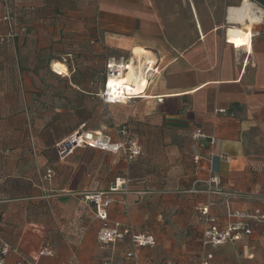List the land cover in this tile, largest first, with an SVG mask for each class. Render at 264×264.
<instances>
[{
    "label": "crops",
    "instance_id": "0c3cea01",
    "mask_svg": "<svg viewBox=\"0 0 264 264\" xmlns=\"http://www.w3.org/2000/svg\"><path fill=\"white\" fill-rule=\"evenodd\" d=\"M5 10L16 31L27 28L15 38L0 29V238L17 251L4 264H19V255L37 264H201L207 254L214 264H264V223L251 221L241 242L203 248L196 211L213 204L220 225L228 211L264 213V8L252 0L226 3L220 14L212 0H0ZM120 57L146 87L131 106L106 107L105 59ZM111 122L138 136L136 161L65 144L81 126L104 132ZM196 128L215 143L193 141ZM211 151L230 162L209 160ZM215 174L220 192H207ZM116 180L109 224L154 235L153 248L127 238L99 244L102 222L84 195L107 193ZM45 244L50 257L39 256Z\"/></svg>",
    "mask_w": 264,
    "mask_h": 264
},
{
    "label": "built area",
    "instance_id": "2783aa9c",
    "mask_svg": "<svg viewBox=\"0 0 264 264\" xmlns=\"http://www.w3.org/2000/svg\"><path fill=\"white\" fill-rule=\"evenodd\" d=\"M6 1V0H4ZM33 8V7H30ZM2 25H5L8 29L7 38H15V36L25 35L26 26H21L17 31L14 29V21L8 11H5L0 15V29ZM4 39L0 35V42ZM130 62L123 58H108L104 65V83L102 86V91L99 93V98L101 104L108 107L110 105H120L127 104L131 101L130 97L121 98L118 97V92L122 89L125 93L128 92L123 86L118 88L115 84L111 86L109 81L116 80L119 81L122 76H125L128 71V66ZM146 73V72H145ZM125 89V90H124ZM130 96V95H127ZM226 110H217V114L225 113ZM115 128V127H114ZM192 140L207 142L208 145H213L215 143L214 136H207L202 130L196 128L192 134ZM65 144L73 148L77 147H87L94 148L103 152H109L114 155L122 156L127 162H134L142 156V147L139 138L136 134H133L128 130L126 126L115 128L113 134L103 133L101 131H87L84 130V126H81L76 133L69 136ZM209 160L212 158L219 159L222 162H230V158L225 154H215L213 151L209 152ZM194 163L200 161L199 157H195ZM51 170L46 173V178L51 176ZM220 185V178L217 174L210 177L208 181L205 182L207 192L212 190L218 191ZM120 186L116 180L115 186L109 188L107 193L93 192L84 195V201L89 202L96 208V217L102 222V227L97 233V239L101 246H107L118 240H123L127 238L133 247L138 248H153L155 245L154 235L147 233H137L131 224H121L113 223L109 224L107 220V209L108 206L113 202L112 196L110 195ZM213 204L205 203L204 205L198 207L197 218L203 225L200 237L201 247H217L229 244H235L241 242L252 235L253 232L250 230L249 223L251 221H259L264 223V213L252 215L245 211H228L226 218L227 222L224 225H220L217 219L210 214V208ZM9 251L17 252L15 249H10L9 245L5 243L0 238V264H4L5 257ZM52 252L49 249V245L45 244L43 248L39 251V256L50 257ZM127 258H136L134 253H127ZM212 256L207 254L202 257L201 264H214L211 263ZM19 264H37L31 262L25 256L19 255Z\"/></svg>",
    "mask_w": 264,
    "mask_h": 264
},
{
    "label": "bare ground",
    "instance_id": "6f19581e",
    "mask_svg": "<svg viewBox=\"0 0 264 264\" xmlns=\"http://www.w3.org/2000/svg\"><path fill=\"white\" fill-rule=\"evenodd\" d=\"M238 31L239 30H237V32ZM240 34H242L241 38H240L241 40L242 39H243V41L249 40L250 34L243 35V32ZM59 64L60 63L54 64L53 69H55V71L60 74V73H63L65 70H64V67L61 64L60 65ZM125 74L126 75L122 76V78H120L119 81L116 82V80H111V81H109V84L111 86H113V84H115L117 86V89L122 88V84H123V86L127 89L128 92L125 93L122 89H120V91L117 93L118 97L119 96L121 98L130 97V99H133V97L135 95L139 94L142 91L144 84H145L144 88L146 87L147 79L145 78V76L139 77V75H137V76L133 75L132 67L130 65L128 66V71ZM127 95H130V96H127Z\"/></svg>",
    "mask_w": 264,
    "mask_h": 264
},
{
    "label": "rangeland",
    "instance_id": "374dc122",
    "mask_svg": "<svg viewBox=\"0 0 264 264\" xmlns=\"http://www.w3.org/2000/svg\"><path fill=\"white\" fill-rule=\"evenodd\" d=\"M238 2V0H212V8H213V12H215V13H218V14H220V11L223 9V7L226 5V3H228V5L229 4H232V5H235V3H237ZM5 11H8V13H10V11L9 10H5ZM4 11V12H5ZM11 17H12V15H11ZM0 35H1V33H0ZM2 37V36H1ZM51 79H54L53 77L51 78ZM63 84V81H61L60 80V82H58L57 83V86H60V85H62ZM121 105H123V106H131L132 104H129V102L126 104V105H124V104H121ZM107 111H108V113L109 114H113V113H110V110L109 109H107ZM113 112V111H112ZM122 126H125V125H120V127H122ZM119 127V128H120ZM127 127V126H126ZM80 128V127H79ZM79 128H78V130H79ZM115 128H118V127H115ZM115 128H114V126H113V123L111 122V124H109V127L107 128V130L106 131H104L103 133H108V134H111V132H114V130H115ZM90 130H87V131H95V130H91V128H89ZM78 130H76V131H78ZM84 130H86L85 128H84ZM97 131L99 130V129H96ZM130 131V130H129ZM74 133H76V132H74ZM105 133V134H106ZM73 134V133H72ZM71 136V135H70Z\"/></svg>",
    "mask_w": 264,
    "mask_h": 264
},
{
    "label": "trees",
    "instance_id": "16d2710c",
    "mask_svg": "<svg viewBox=\"0 0 264 264\" xmlns=\"http://www.w3.org/2000/svg\"><path fill=\"white\" fill-rule=\"evenodd\" d=\"M253 2H255L256 4H258L260 7L264 8V0H252ZM93 42L97 41V39H92ZM107 59H105L106 62Z\"/></svg>",
    "mask_w": 264,
    "mask_h": 264
}]
</instances>
